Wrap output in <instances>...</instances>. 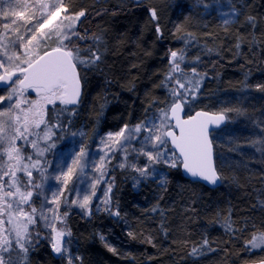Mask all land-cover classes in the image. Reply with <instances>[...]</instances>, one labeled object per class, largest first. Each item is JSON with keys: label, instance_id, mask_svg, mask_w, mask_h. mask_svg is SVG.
<instances>
[{"label": "trees", "instance_id": "16d2710c", "mask_svg": "<svg viewBox=\"0 0 264 264\" xmlns=\"http://www.w3.org/2000/svg\"><path fill=\"white\" fill-rule=\"evenodd\" d=\"M159 1L119 6L115 0H63L73 12L85 13L72 39L81 58L94 59L91 53L99 48L101 59L78 63V103L47 104L45 121L52 126L56 148L80 132L90 150L100 134L158 116L172 100L169 89L178 87L175 78L199 80L184 104L185 115L203 110L226 116V125L211 133L221 185L210 189L191 182L177 163L159 165L165 172L162 181L145 179L134 188V172L110 163L106 199L98 210L80 213L70 207L71 193L64 195L60 214L71 262L53 254L36 220L27 253L13 244L1 253L5 264L9 257L15 264H245L264 259V247L248 243L264 233V0H242L225 24L215 17L197 24L187 4L164 11ZM148 7L156 10V19ZM171 51L178 60L182 52L183 60L169 81ZM56 148L42 159L51 164ZM25 151L33 152L30 146Z\"/></svg>", "mask_w": 264, "mask_h": 264}, {"label": "snow or ice", "instance_id": "6c2138e0", "mask_svg": "<svg viewBox=\"0 0 264 264\" xmlns=\"http://www.w3.org/2000/svg\"><path fill=\"white\" fill-rule=\"evenodd\" d=\"M17 2L23 4V9L19 12L12 11V16L25 19L24 9L30 7L41 12V19L24 33L19 32L18 26L12 27L16 24L15 20L3 22L5 33L0 39V69L3 70L0 73V81L10 88V90L5 89L8 91L7 96L0 94V106L8 101L6 110H0V253L12 249L13 244L20 251L27 253L33 239L30 226L36 223L35 217L38 211L32 203L34 192L37 197L43 196L39 215L46 226H50L45 210L57 213L64 192L76 191L75 188H68L69 183L75 177L78 183L83 184L87 179L86 169L99 172L103 176L106 164L111 163L110 153L116 150L124 153V162H121L119 167L123 168L128 163V166L139 172L140 177L149 175L155 177L157 175L155 164L163 162L172 167L176 166L174 153L168 154L170 144L172 149L179 152L180 157L183 158L184 169L192 177H200L211 184L217 182L219 177L211 162L212 145L208 125L211 122L219 124L224 119V115L215 116L212 120L198 119L206 115L204 113H197L189 119L181 118L183 105L187 103L192 89L198 88L199 85V80L191 78H186L183 82L180 78H175L178 87L169 89L172 100L166 109L160 110L159 116H149L133 128L125 125L120 131L109 133L107 142L102 141L108 149L104 155L93 158L87 147L83 146V141H78L70 158L71 164L58 163L53 168V173H49L48 168L52 165L47 159L42 158L57 145L52 140L54 135L52 126L44 118L45 106L53 104L56 100H60L63 104L76 103L80 87L78 63L95 64L101 56L97 54L99 52L97 48L91 53L94 59L83 60L80 49L71 39L72 36L77 35L75 23L85 15L83 11L75 15L70 14L60 0L50 4L41 2L38 6L30 5L28 0H17ZM61 13H64L63 18ZM4 15L7 17L9 14L6 12ZM152 17L156 19L154 10ZM46 28L48 31H44ZM10 32L16 33L15 40H10ZM157 32H159L158 26ZM53 36L57 37L56 46L42 53L38 51L47 39ZM5 41L9 42L5 43ZM21 48L24 49L22 54ZM170 55L171 69L166 77L169 81L173 80V74L180 68V61L183 60L182 52L179 54V60L176 51H171ZM192 71L195 74L194 68ZM28 89L33 90L39 99L36 101L25 99V92ZM180 89H183V92ZM25 104L28 106L24 107ZM41 125H44L42 130H40ZM176 129L179 130L178 133ZM142 131L146 134L141 137L138 134ZM76 136L77 133H71V138ZM59 138L63 139V137ZM136 139L141 146L133 151L145 156L149 162L142 167H136L135 161L130 163L127 161L128 149ZM18 141H22L19 146ZM26 146H30L33 152L26 153ZM116 146L119 148L117 149ZM34 172L38 173V176L34 177ZM50 180L60 186H48ZM96 183H99V178L95 179L93 188ZM46 186L51 199L44 193ZM37 189L40 191L36 192ZM49 203L55 207L45 209ZM72 203H78L81 209H86L90 197L84 195L82 201L74 200ZM25 206L31 211H27ZM115 214L119 215L118 212ZM59 218L53 216V219ZM52 230L56 232L55 242L52 244L53 250L60 253L61 238L65 233L57 231L54 226ZM204 243L207 244V241L205 240ZM248 243L252 248L264 247V233L254 235ZM110 250L114 251V249ZM0 264H5L3 259H0ZM8 264H15V261L9 257Z\"/></svg>", "mask_w": 264, "mask_h": 264}, {"label": "rangeland", "instance_id": "374dc122", "mask_svg": "<svg viewBox=\"0 0 264 264\" xmlns=\"http://www.w3.org/2000/svg\"><path fill=\"white\" fill-rule=\"evenodd\" d=\"M99 2H106L108 0H96ZM150 0H115L116 4L119 6H129V5H134V4H138L141 2H148ZM54 3L56 2V0H28V3L31 4H36L37 6L41 3ZM60 2L63 4V6L67 9V12L70 14H78L80 11H75L73 12V10L71 9L70 5H67L66 3L63 2V0H60ZM242 3V0H160L159 1V8L167 11V10H172L176 7H178L181 4H187L190 9H191V14H192V18L194 19V21L197 24L203 23L206 19L210 18V17H215L221 24H225L230 22L231 20L234 19L236 12L238 11V8L240 7V4ZM149 10L151 11H155L156 10L153 7H148ZM23 9V4L22 3H18L17 0H0V39L3 38V35L5 33V30L3 29V22H10L12 20L16 21V24L13 25V28H16L17 26L19 27V32L20 33H24L26 31V29L31 28L34 24L37 23V21L39 19H41V12L37 11L36 9L33 8H28V9H24L25 10V19H21L19 17H14L11 15L12 11H21ZM8 13L9 15L7 17H5L4 13ZM64 13H61V18H63ZM83 17V16H82ZM80 17V19L82 18ZM79 19V20H80ZM65 23H67V21H65ZM78 23V21L75 23V27L76 24ZM51 27V26H49ZM44 31H48V29H44ZM31 33H28V35H30ZM9 37L10 40H15L16 38V33L14 32H10L9 33ZM74 36L71 37V39H73ZM56 41H57V37L53 36L51 39H47L46 43L43 45L42 48H40L38 51H40L41 53L43 51L49 50L51 47H55L56 46ZM9 41H5V43H8ZM65 43H67V41H65ZM24 51L23 48L20 49V53L22 54ZM2 69H0V73H2ZM8 90H10V88H8ZM0 94L7 96L8 91L6 90H0ZM25 99L27 100H32V101H36L39 98L37 97L36 93L31 90L28 89L25 92ZM54 103H61L60 100H56ZM8 101L4 102L3 106H0V110H6ZM159 116V115H158ZM122 129V128H121ZM121 129L117 130V131H108L105 132L103 134H100L97 138L96 141L94 143V146L92 149H90V153L92 155L93 158H98L99 156L104 155V153L106 151H108V149L105 147V144L102 143V141L107 142V138H108V134L109 133H116L118 131H120ZM77 136L75 138H70L66 139V142L64 143V145L56 148L53 152H51V165L52 167H49L48 172L49 173H53V168L55 167L56 164L58 163H67V164H71V157L73 155V152L75 151L76 147H77V142L80 141V137H81V133L80 132H76ZM146 133H144L143 131L138 134L139 136H143ZM140 142L138 139L133 140L131 143V147H129L128 149V157H127V161L130 163L132 161H135L136 167H142L145 164H148L149 162L147 161V158L143 155H138L137 152L133 151V149H139L140 148ZM117 149L119 148V146H116ZM103 149V150H102ZM170 151H169V155H172L174 152L171 150V148L169 147ZM110 159H111V163H114V167L121 169V167H119V164L121 162H124V153L122 151L116 150L110 153ZM173 159L175 160V164L180 163L179 159L177 158V156L174 153ZM110 165V163L106 164V167L103 169L104 171V175L101 176V174L99 172L96 171H89V170H85L87 173V179L84 181L83 184L78 183L76 181V178H73V181L69 183L68 188L73 189L75 188L76 191L75 192H71L70 194V207L74 208L75 210H77L80 213H85L88 210H98L100 208V206L104 203L105 199H106V195H107V187H108V180L109 178L107 177L108 173H109V168L108 166ZM159 165H163L166 167H172L169 164L166 163H158L155 164L154 167L157 170V175L155 177L153 176H147V177H140V174L138 171L133 170L132 167L128 166V163H126L125 167H128L130 170H132L134 172V177L132 179V185L134 188H137L140 184L141 181L145 180V179H156V180H163L164 177V170L163 168H161ZM123 167V168H125ZM149 171L151 172V168L149 169ZM19 174V173H18ZM99 178V183L95 184V187L93 188V183L95 181V179ZM48 186H55V187H59L60 185L55 184L54 181L50 180L48 181ZM48 186H46L44 188V193L45 195H48L49 199H51L50 193L48 191ZM36 192L40 191L39 189L35 190ZM67 191L64 192V195ZM94 193V194H93ZM84 195H88L90 197V203L88 205V207L86 209H81L79 207L78 203H72V201L76 200V201H82L83 196ZM64 196L61 197V203L63 201ZM43 202V196L41 197H37L35 192L34 195L32 197V203L33 206H35L37 208V214H36V220H38L41 224V227L43 229V231L46 234L47 240L50 244L51 249L52 244L55 242L54 238L56 236V232H54L52 230V227L54 226L56 228L57 231H63L65 233V235L61 238L62 240V251L60 253L56 254L58 256L64 257L68 262H71L72 260V255L70 252V248H69V234H68V229L65 225V221L64 219L61 217L60 214V207H61V203L59 206V210L57 213H53V212H48L47 210H45V215L48 217V222L50 226H46L45 221L40 219V209H41V204ZM55 206L51 203L47 204L45 206V209H50V208H54ZM27 211H31L30 208H28L27 206H25ZM59 216V219H53V216ZM260 247L254 248V249H259ZM0 259H1V253H0Z\"/></svg>", "mask_w": 264, "mask_h": 264}, {"label": "water", "instance_id": "95a60500", "mask_svg": "<svg viewBox=\"0 0 264 264\" xmlns=\"http://www.w3.org/2000/svg\"><path fill=\"white\" fill-rule=\"evenodd\" d=\"M77 72H78V70H77ZM78 78H79V75H78ZM79 82H80V80H79ZM8 88H9L8 85H5V84H3L2 81H0V90H5V89H8ZM81 93H82V88H81V83H80L79 96L77 97V102L74 103V104H65V105H69V106L76 105L78 103L80 97H81ZM197 113H204V114H206L204 116L198 117V119H201V120H212L215 116H218L220 114H223V113H214V112H208V111L198 110V111L193 112L191 115L186 116L185 115V108H184V105H183V110L180 112V116H181L182 119H189L191 117L196 116ZM226 122H227V118L224 115V119L222 121H220L219 124H217L215 122L209 123L208 128H209V139H210V141H211V133L222 129L226 125ZM173 123H174V121H173ZM175 131L177 133L179 132L178 129H176ZM211 145H212V142H211ZM169 147L171 148V145L170 144H169ZM171 150L175 153V155L179 159V162H180V171H181L182 175L186 179H188L191 182L201 183V184L205 185L206 187H208L210 189H216V188H218L221 185V179H220V177H219V175H218V173L216 171V168H215L213 145H212V160H211V162H212L213 168L215 169V171L217 173V176L219 177V179L217 180V182L215 184H211L208 181H206V180H204V179H202L200 177H192L191 174L188 173L184 169V167H183V158L180 157L179 152L176 151L175 149H172V148H171ZM52 251H53V254H56V252L53 249H52ZM245 264H264V259L263 260H260V261H257V262H254V263H245Z\"/></svg>", "mask_w": 264, "mask_h": 264}]
</instances>
